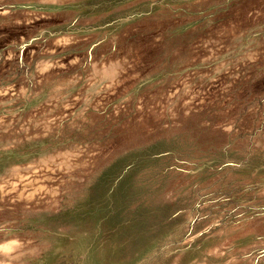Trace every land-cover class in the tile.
I'll return each mask as SVG.
<instances>
[{
    "label": "rangeland",
    "instance_id": "obj_1",
    "mask_svg": "<svg viewBox=\"0 0 264 264\" xmlns=\"http://www.w3.org/2000/svg\"><path fill=\"white\" fill-rule=\"evenodd\" d=\"M0 264H264V0H0Z\"/></svg>",
    "mask_w": 264,
    "mask_h": 264
}]
</instances>
